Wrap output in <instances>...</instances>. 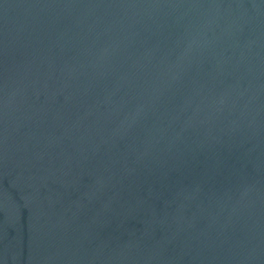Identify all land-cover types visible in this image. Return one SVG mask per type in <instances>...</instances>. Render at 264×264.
<instances>
[{
	"label": "water",
	"instance_id": "water-1",
	"mask_svg": "<svg viewBox=\"0 0 264 264\" xmlns=\"http://www.w3.org/2000/svg\"><path fill=\"white\" fill-rule=\"evenodd\" d=\"M0 264H264V0H0Z\"/></svg>",
	"mask_w": 264,
	"mask_h": 264
}]
</instances>
